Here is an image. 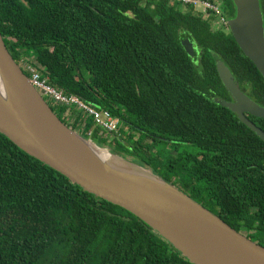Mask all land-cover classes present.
<instances>
[{
  "label": "trees",
  "instance_id": "trees-1",
  "mask_svg": "<svg viewBox=\"0 0 264 264\" xmlns=\"http://www.w3.org/2000/svg\"><path fill=\"white\" fill-rule=\"evenodd\" d=\"M215 2L226 19L235 14L231 0ZM213 19L167 0H0V33L15 62L36 59L50 86L121 124L110 134L55 103L62 122L98 145L110 136L130 160L264 245V140L217 102L231 95L215 62L262 106L264 78ZM247 117L264 131V118ZM0 264L193 263L0 133Z\"/></svg>",
  "mask_w": 264,
  "mask_h": 264
},
{
  "label": "water",
  "instance_id": "water-1",
  "mask_svg": "<svg viewBox=\"0 0 264 264\" xmlns=\"http://www.w3.org/2000/svg\"><path fill=\"white\" fill-rule=\"evenodd\" d=\"M227 28L264 78V27L259 0H231ZM182 45L195 46L188 37ZM217 74L231 100L217 102L235 113L260 139L264 131L247 114L264 118V106L245 94L223 61ZM0 133L17 147L85 191L129 211L193 264H264V245L236 231L173 184L138 163L112 153L62 122L9 53L0 33ZM89 143L149 174L101 160ZM131 161V162H130Z\"/></svg>",
  "mask_w": 264,
  "mask_h": 264
},
{
  "label": "built area",
  "instance_id": "built-area-1",
  "mask_svg": "<svg viewBox=\"0 0 264 264\" xmlns=\"http://www.w3.org/2000/svg\"><path fill=\"white\" fill-rule=\"evenodd\" d=\"M170 3L179 2L180 4L188 5L195 12L202 13V16L207 17L210 13L214 14L212 24L217 28L227 27V19L221 14L217 3L210 0H167ZM20 68L28 73L27 77L32 86L41 94L51 99L54 103L71 105L81 110L84 116L91 118L94 126L102 128L110 134H118L120 120L118 117L110 114L108 110H99L93 106L83 102L74 95H65L62 91L50 86L45 78H42L39 73L40 64L36 59H25L18 63Z\"/></svg>",
  "mask_w": 264,
  "mask_h": 264
},
{
  "label": "bare ground",
  "instance_id": "bare-ground-1",
  "mask_svg": "<svg viewBox=\"0 0 264 264\" xmlns=\"http://www.w3.org/2000/svg\"><path fill=\"white\" fill-rule=\"evenodd\" d=\"M0 99H3V86H2L1 81H0ZM89 145L94 150V152L97 154V156L101 160H103L104 162L111 163V164H113L119 168H122V169H127V170L129 169L132 171H137V172L149 174V171L142 169L136 165L125 162L122 159H120L119 157L111 154L109 151H107L103 148L102 149L100 147L98 148L91 143H89Z\"/></svg>",
  "mask_w": 264,
  "mask_h": 264
},
{
  "label": "rangeland",
  "instance_id": "rangeland-1",
  "mask_svg": "<svg viewBox=\"0 0 264 264\" xmlns=\"http://www.w3.org/2000/svg\"><path fill=\"white\" fill-rule=\"evenodd\" d=\"M219 3V2H218ZM188 51H189V54H190V56H192V57H194V52H195V50L197 49L196 48V44H195V46L193 45V46H188L187 48H186ZM43 96V98L45 99V101L49 104V106H52L53 107V105H55V103L51 100V99H49L48 97H46L45 95H42ZM68 123H66V125H67ZM69 125V124H68ZM70 127H71V125H69ZM73 130H75L76 132H78L79 134H83V132H82V127L81 126H79L78 128H73V127H71ZM86 135V136H85ZM85 135H82L83 137H85V138H90V139H93L94 137H92V135H90L89 133L88 134H85ZM105 139H106V143H104V144H99V145H102V146H104V147H106L107 149H109L112 153H114L115 155H117V156H119L120 157V154L124 157V158H126V159H129L128 158V156L124 153V152H122V151H118L117 149H116V147H115V145H114V143L111 141V138H110V136L109 137H104ZM94 141H95V139H94ZM183 147V146H182ZM186 148H189V149H191L192 147H190V146H186ZM156 149H158V147H155L153 150H156ZM131 162V161H130Z\"/></svg>",
  "mask_w": 264,
  "mask_h": 264
}]
</instances>
